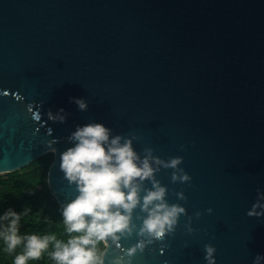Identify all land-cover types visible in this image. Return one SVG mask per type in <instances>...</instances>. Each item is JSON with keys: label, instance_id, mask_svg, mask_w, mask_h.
I'll use <instances>...</instances> for the list:
<instances>
[{"label": "water", "instance_id": "95a60500", "mask_svg": "<svg viewBox=\"0 0 264 264\" xmlns=\"http://www.w3.org/2000/svg\"><path fill=\"white\" fill-rule=\"evenodd\" d=\"M60 109L67 119L50 120ZM93 122L138 137L141 157H183L191 176L156 173L187 214L131 264H207L209 243L215 264L264 255V217L247 215L264 191V0H0V174L53 152L47 179L62 207L78 192L61 154ZM144 215L134 212L136 233ZM139 239L104 241L103 264H127Z\"/></svg>", "mask_w": 264, "mask_h": 264}, {"label": "clouds", "instance_id": "9594fccd", "mask_svg": "<svg viewBox=\"0 0 264 264\" xmlns=\"http://www.w3.org/2000/svg\"><path fill=\"white\" fill-rule=\"evenodd\" d=\"M74 101L80 110H87L86 100L74 98ZM48 117L62 123L67 114L64 109L56 113L49 110ZM112 131L103 123L93 122L78 126L68 137L73 146L61 154L60 170L69 184L76 186L78 195L62 205L66 240L59 239L55 233L22 235L20 221L26 212L8 209L0 216V240L7 254L16 253L13 264L38 261L46 253L55 264H103L98 249L101 242L111 240L119 247L123 237L137 234L141 239L124 250L127 264H131V258L138 251L175 232L180 216L187 214V209L179 203L168 202V188L156 178V173L161 167L171 168L173 182L190 181L191 176L180 167L183 157L164 160L153 155L151 148H146V154L141 157L133 146V140L138 137L112 135ZM55 142L56 139L51 141ZM148 181L151 187L146 186ZM177 196L180 200L187 199L183 191ZM138 207L146 215L140 217L142 225L136 233L134 212ZM207 211L211 213L213 209ZM195 215L199 217L201 213ZM247 215L264 217V191L257 190V199ZM191 220L189 217V232L194 231ZM204 250L207 264H215L216 248L209 243ZM261 261L264 255L258 254L253 264ZM115 264H126L125 258L117 257Z\"/></svg>", "mask_w": 264, "mask_h": 264}, {"label": "trees", "instance_id": "16d2710c", "mask_svg": "<svg viewBox=\"0 0 264 264\" xmlns=\"http://www.w3.org/2000/svg\"><path fill=\"white\" fill-rule=\"evenodd\" d=\"M53 158L54 153L47 152L19 170L0 174V216L8 209H13L17 213L26 212L20 221L22 235L55 233L59 239L66 240L62 207L52 194L47 179ZM98 249L102 256L104 242L98 245ZM20 250L18 248L16 251ZM15 254H7L4 251L3 240H0V264H13ZM27 264L55 262L46 253L40 260H30Z\"/></svg>", "mask_w": 264, "mask_h": 264}]
</instances>
